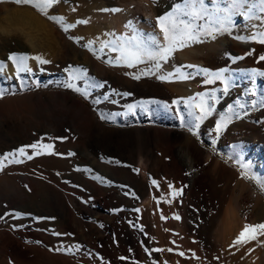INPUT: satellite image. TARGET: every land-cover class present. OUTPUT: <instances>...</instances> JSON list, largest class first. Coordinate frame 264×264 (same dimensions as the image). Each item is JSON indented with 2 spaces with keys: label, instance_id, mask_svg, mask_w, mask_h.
Masks as SVG:
<instances>
[{
  "label": "rangeland",
  "instance_id": "374dc122",
  "mask_svg": "<svg viewBox=\"0 0 264 264\" xmlns=\"http://www.w3.org/2000/svg\"><path fill=\"white\" fill-rule=\"evenodd\" d=\"M101 1L60 0L58 4L53 5L49 9V15L63 16L66 23L75 25L65 32L61 25L48 20L31 6L18 5L15 0H0V61L6 62V67L0 76L10 77L16 74L9 70L11 64L13 67L16 66L8 60L10 53H27L30 56H35L39 55L36 53L37 49L48 51L50 48L53 50L66 48L73 51L75 41L87 46L83 39L84 34H82L86 28L90 26L97 28L99 25L110 27L113 18L120 14H127V16L139 14L144 1L157 11L158 16L172 11L176 4H183V0L176 2L172 7L169 0H158L157 3H153V0H116L118 4L111 6L107 4L104 8L109 10L119 8L123 12H112L101 11L106 0ZM100 6L102 8H99ZM220 6L227 7L226 4ZM259 8L260 5L257 4L256 14L264 15L259 12ZM99 16L101 18L98 20ZM103 16L104 18H102ZM83 20H87L88 23H79ZM141 21L145 22L142 18ZM254 21L259 22L255 17L251 20L237 17L235 22L238 27L233 29L232 35L225 34L216 40H209L178 51L174 54L175 58L163 64L162 70L164 71L168 67L175 68L174 64L177 58L206 51L208 45L214 43L229 39L238 44L253 42L251 39L242 41L234 37L238 35L251 37L253 33L264 32V27L260 30H251V25L255 24ZM55 27L56 29L51 35L50 30ZM153 32L162 39V34L155 23L152 24L150 30V33ZM69 37L79 39H69ZM258 40L259 36L254 42L262 48V51L256 57V65L252 67L247 62L251 52L236 56L243 57V59L235 61L221 59L212 63V66L202 65L199 67L207 68L210 71L228 67L234 76L227 93H223L224 85L220 81H216L214 84H205L206 78L196 74L197 67L182 68L181 71L185 75L192 73V77L185 80L175 77L173 82H163L158 80L155 75L142 76L141 79L136 80L132 78V74L144 69V64H140L136 68L114 67L106 62L108 57L99 54L102 56L99 61L106 71L113 76L122 75L124 79L120 83H112L109 79L105 80L106 88L93 91L90 99H85L74 91L61 86V82L67 78L63 75V71L48 74V80L43 78L30 80L26 76L29 83L39 81V85H33L31 91L0 98V154L34 143L38 146L43 145L37 150L44 153L34 156L31 160L21 157L22 163L8 164L7 167L0 170V217H4L0 219V264H57L46 258L44 251L53 256L68 257L77 264H186L179 255L180 252H183L182 245L174 239L170 240V244L164 248H157L161 251L150 250L142 255L139 254L138 248H135L136 251H130L132 254H126L125 245H122L118 236L119 230L106 229L109 213L108 209H105V205L106 203L110 205L108 197L111 193H119L127 187H130V196L133 200L144 202L148 195L144 197L138 191L132 190L126 181L124 171L131 175H140L141 171L137 170V162L141 157H144L149 160L151 167L154 168L152 169L155 170L149 180L150 183L152 184V180H156L158 183L153 185L162 184L176 174L168 145L174 150L183 152L188 139H195L196 143L202 145L206 150L201 157H198L206 163L205 173L199 175V188L204 187L208 199L212 201V208L208 209L209 221L207 223L200 222L196 228L199 240H202L203 243V248H201L203 252L197 254L194 251L195 263L193 264H264V236H258L257 240L249 241L243 245L233 246L245 224L264 223V191H261L258 185V181L264 179V158H261L262 161L250 163L243 155L252 146L253 150H256L259 145L264 146V106H261L264 101V77L256 76L254 82L249 79L250 70L264 71V61L258 59L259 55L264 54V44L259 43ZM76 57L77 55L74 54L73 59L76 60ZM204 58L201 57V59ZM188 64V62L185 63V65ZM89 77L102 80L95 74L89 73ZM129 79L137 81V83L143 80H152L164 87L145 88V93L130 91L126 85ZM77 83L80 84V82ZM81 86L87 87L86 82ZM189 88L197 89L190 93ZM113 90L115 91L113 92ZM62 92L68 93L79 102H83L84 105L90 106L97 118L100 114L106 116L111 114L109 120L101 119L104 125L111 128H106L103 135L105 138L111 135L117 137L115 147L118 152L112 150L110 145L103 150L94 149L93 143H86V149L94 153L93 158L99 164L112 172L117 171L120 179L112 174L108 176L100 174L77 150L65 148L69 140L55 138L52 133L42 134L38 131L37 128H48V121L57 117L59 112H72L80 120L75 109L66 108V106L77 105L74 103L66 105L54 97V94ZM202 92L209 94L214 92L217 99L211 101L212 116L200 123L195 119L199 114L195 105L200 103L201 97L197 94ZM124 93H128V95H122ZM30 94H48L49 96L46 99L38 97L31 101L27 98ZM104 95H108L109 99L105 100ZM188 98H192L191 107L185 103ZM177 99L181 102L178 105L172 104V101ZM92 100L98 102L92 103ZM150 100L160 103L146 104L143 108L136 107L132 112H129V105H140ZM164 104L171 107L165 109ZM229 113L234 114V118L228 123L227 128L217 136L216 122ZM237 115L240 118H235ZM181 117L184 122L200 124L199 128L193 130L195 134L193 131H189L187 123L184 127L181 126ZM236 144L240 145L239 152L242 160L247 162L249 174L254 175L255 180L241 178V168L235 162L239 157L236 156L233 149V145ZM47 145L52 147L49 148ZM26 151L31 155L34 150L26 148ZM209 152H215L216 160L209 158ZM68 153H74V155H68ZM120 169L123 171H119ZM192 171L197 173L198 170L193 169ZM183 176L187 178L183 181V185H187L185 188L189 189L190 172H183ZM27 177H30L29 180ZM94 186L99 187V191H96ZM50 190L60 193L67 218L72 210L73 218L70 225L63 223L57 214L45 215L40 211L48 207L46 201H48ZM256 193L261 195L260 199ZM180 197L185 203L189 198L188 192L183 193ZM74 199H78L81 205L77 206ZM188 207L197 208L190 204ZM83 209L94 210L95 214L91 215L88 221H84L81 218ZM13 212L25 215L13 217L11 215ZM128 212L130 210L125 206L115 208L113 214L116 219L113 223L120 226L121 221L127 218L124 216ZM100 213L103 216L101 221L97 217V214ZM36 217H54V219L36 220ZM14 225L18 227H13ZM21 225L23 227H19ZM173 232L177 234L178 230ZM54 233L62 235L58 236ZM151 234H153L152 229L150 230ZM218 239H222L220 243H218ZM61 243L68 247L80 246V251L66 254L49 250ZM31 248H34L35 252H32L34 249ZM168 249H172V251H168ZM201 254L202 256H200Z\"/></svg>",
  "mask_w": 264,
  "mask_h": 264
},
{
  "label": "bare ground",
  "instance_id": "6f19581e",
  "mask_svg": "<svg viewBox=\"0 0 264 264\" xmlns=\"http://www.w3.org/2000/svg\"><path fill=\"white\" fill-rule=\"evenodd\" d=\"M169 1L172 7L176 2L181 0ZM107 4L111 6L113 4H118V2L116 0H106V3H103L102 5L103 9H105L104 7H106ZM102 7L100 6L99 8ZM140 13L141 15H139ZM140 13L133 15L129 14V16H127V14H120L118 17L113 18L110 27H104L98 24L99 27L97 28L91 26L86 28L85 31H82V34H84L83 39L87 46H84L83 42L82 45L81 43L75 41L73 51L66 48H55L54 50L50 48V50L47 49L48 51L37 49L36 53L42 55L45 59L51 61V63L47 65H38L35 60L30 59L28 61V65L33 69L35 74L27 77H29L30 80H41L42 78L48 80V74H52L53 72L57 71H63V75L68 76V72H66L65 69H69L70 71V66H83L88 70V73L97 75L103 81L109 79L112 81V83H120V81L124 79L123 76H113L109 74L103 64L99 61L102 56H106L105 53L108 52V49H105L104 52H100L99 49L104 42L113 41L118 36L127 37L132 30L131 27H126L129 21L134 20L132 27H136L143 32L150 33L151 26L153 23H155L156 17L159 14L145 1L142 3ZM102 14L104 15V13ZM100 18L101 17L99 16L97 19L99 20ZM102 18H104V16ZM141 18L142 20H145V22L141 21ZM259 23L260 22H255V24ZM262 28L263 27H251V30H260ZM55 29L56 27L50 30L51 35L54 33ZM90 42L91 48L95 49V52L89 49ZM208 46L209 47L206 51H199L193 53L190 56H183L181 58L176 57L177 59L174 67L178 65H185L187 62L189 64L192 63L197 68L201 67L202 65L205 67L209 65L212 66V63H216L217 60H231L230 57H236L244 53L247 54L248 52H251V55L248 57L247 62L249 63V66L252 67L256 65V57L259 53L261 54L262 51V48L259 47V45L254 41L248 42L247 44H238L229 39ZM74 54L75 56L77 55L76 60L75 58L73 59ZM110 55L111 57H115L117 53L111 52ZM201 57L205 58L201 59ZM41 68H43L44 71H40ZM174 69L175 68L168 67L164 70V72H173ZM9 70L11 73H16L17 69L16 66L13 67L11 64ZM10 77H15V75ZM127 82V88L130 91L136 92L142 91L145 93V88L149 89V87L154 86L161 88L164 87L160 83L152 80H143L142 82L137 83V81L129 79ZM14 84L18 86V82L15 79H8L7 77L0 76V87L11 88ZM195 89L192 88L189 92L193 93ZM48 96V94H30L27 96V98L32 101L38 97L46 99ZM54 97L66 105H69L70 103L77 105L66 106V108H69V110L75 109L80 117V120H78V118L72 112H59L57 113V117H54L51 121L47 120L49 125L48 128H37L38 131H40L42 134L52 133L55 138H65L69 140L65 148L77 150L91 163L90 166H92V168H94L97 172L105 176L112 174L119 177V173H117V171L112 172L110 169L99 164L98 161L93 158L94 153L92 151H87L86 149V143H93L94 149L97 148L99 150H103L104 148L109 147L108 145H110L112 150L118 152V149L115 147L117 145L115 142L117 137L115 135H111L110 137L105 138L103 135V131L109 127L104 125V122L94 115V112L90 106L84 105L83 102H79L68 93H56L54 94ZM168 148L170 154L172 155L173 165L176 168V174L173 176L171 175L172 178H168L164 183L155 186L149 181L152 178V175H154L155 170H153L154 168L151 167L148 159L141 157L137 162V170H140L141 174L136 176L124 171L126 173L124 176L126 177V181L131 186L132 190L138 191L144 197L145 195H148V198L144 199V202L137 199L133 200V198L130 196V187L123 188L119 193H111L108 197L111 203L110 205H107V203L105 205V209L107 208L109 213V221L106 224V229H110L111 231H116V229L119 230L118 236L122 245H125L126 254H132L130 251L135 250V248H138L139 254L147 253L144 251L145 248H148L149 250L155 248L157 249L158 247L164 248L170 244V240L174 239L180 242L182 245L184 253V255L181 256L182 261H184L186 264H193L195 263L194 251L197 252V254L203 252L201 250V248H203V243L202 240H199L197 233L198 231L196 228L200 222L207 223L209 221L208 209L212 208V201L208 199L205 188H199V175H203L202 173H205L204 166L206 163L201 161L198 157H201L206 152V150L202 145H198L195 139H188L186 141V146L184 147L183 152L177 149L174 150L172 147H169V145ZM243 155L244 158L250 163L259 162L261 158H264V146L259 145L256 147V150H253L252 146L250 149L244 152ZM208 156L209 158H212V160H216L217 158L215 152H209ZM193 169L198 170L196 171L197 173H193ZM119 171L123 170L120 169ZM183 172H190L191 175L190 188H183V193L186 194L188 192L189 196L185 203L182 202V197H180V195H177L174 198L175 191L183 186L184 180H187V178L183 176ZM29 178L30 177H27V180H29ZM169 183L173 185L171 189L169 188ZM94 189L99 191V187L97 186H94ZM12 190H14V188H12ZM256 196L258 199L261 198V195H258V193H256ZM74 202L77 206L81 205V202L78 199H74ZM46 204L48 207L41 209V212L45 213V215L52 213L57 214L61 217L60 220L63 223L69 225L71 224L73 218L72 210H69V218H67V213L64 211V206L62 205L60 193L58 191H49L48 201H46ZM189 204L194 207L197 206V208H189ZM120 206H125L126 209L130 210V212L124 216L127 218L124 221H121L119 224L120 226H117L113 223V221L116 219L115 214H113V210L115 208H120ZM135 209H139V211H135ZM93 211L94 210L83 209L81 218L84 221H88L90 216L95 214ZM97 215L99 221H101L103 218L102 214L100 213ZM177 215L180 217L179 220L175 218ZM133 223L136 224V227L132 226ZM141 227L143 229L142 231L140 230ZM151 229L153 232V234H151L152 236L150 235ZM176 229L178 230L177 234L173 232ZM191 235L193 236L191 237ZM221 240H219L218 243H220ZM33 251L35 252V249L32 250V252ZM44 255L46 258L51 259L57 264H77L68 257L53 256L45 251ZM200 256H202V254Z\"/></svg>",
  "mask_w": 264,
  "mask_h": 264
},
{
  "label": "snow or ice",
  "instance_id": "6c2138e0",
  "mask_svg": "<svg viewBox=\"0 0 264 264\" xmlns=\"http://www.w3.org/2000/svg\"><path fill=\"white\" fill-rule=\"evenodd\" d=\"M60 2V0H15V3L18 5H28L39 11L44 15L48 20L55 22L61 25L62 30L67 32L69 28L75 27L74 24H68L65 22L63 16L49 15V9ZM158 0H153V3H157ZM221 4H226L227 7H221ZM257 4L260 5L259 12L264 14V0H183V4H176L172 11H169L163 15L157 16L155 21V26L159 28V32L162 34V39L155 33H146L140 30L139 28L132 27L134 24L133 21H129L126 27H131V33L125 37L120 36L116 37L113 41L104 42L99 49L100 52H104L105 49H108V52L105 55L108 57L107 63L110 66L114 67H128L136 68L140 64H144L145 68L139 70L138 73L132 74V78L139 80L142 76H153L163 82H173V77H176L179 80H185L192 77V73H187L186 75L181 71L182 68H195V65H178L175 66L173 72H164L162 70L163 64L169 62V60L174 58V54L178 51H182L185 48L191 47L193 45L201 44L208 42L209 40H216L219 36L228 34H233V29L237 26L236 18L240 17L245 20H251L255 17L260 23L251 25L252 28H261L264 27V15H257L255 12ZM101 11H112L119 12L122 9L113 8V9H102ZM79 23H88L87 20L79 21ZM247 26V25H246ZM264 44V32L253 33L251 37L245 35H238L234 38L247 41L249 39ZM69 39H79L76 37H69ZM89 49L96 51L91 48V42L89 44ZM115 52L117 55L111 57L110 53ZM233 61L243 59V57H230ZM35 60L38 65H47L51 63L48 59H45L42 55L30 56L27 53H10L8 60L16 65V74L15 77H7L8 79H15L18 82V86L14 84L11 88H2L0 87V98H3L6 95H15L22 93L24 91H31L33 85H39V81H33L29 83L26 80V76L34 75V71L28 65L29 60ZM260 61H264V55L259 56ZM6 67V62L0 61V73L3 72ZM69 69H65L68 72V76L65 81L61 82V86L65 87L68 90L74 91L76 94L83 96L85 99H90L92 92L96 89L106 88L107 82L102 80H97L94 77H89L88 70L83 66H70ZM40 71H44L43 68ZM127 74V73H126ZM197 75H203L206 79L204 80L205 84H214L216 81L223 83V93H227L230 82L233 80L234 73L228 68H222L217 71H210L207 68H197ZM256 76L264 77V71H257L256 69L250 70L249 79L254 82ZM77 82H80L78 84ZM86 82L87 87H82L81 85ZM115 90H113L114 92ZM122 95H128L124 93ZM197 96L201 97L199 104H196L195 107L199 110V114L196 115V121L202 123L205 119L212 116L213 106L211 101H215L217 97L214 92L209 93H198ZM207 97V99H205ZM105 100L109 99L108 95H104ZM192 98H188L185 101L189 107H191ZM98 101L92 100V103H97ZM181 101L179 99L173 100L172 104L178 105ZM159 101L150 100L145 101L140 105H129L128 110L132 112L134 108L141 107L143 108L146 104H159ZM261 106H264V101H262ZM165 109L170 108L168 104H164ZM95 111V109H93ZM179 115V112L177 113ZM104 114H100L99 118L102 120H109L110 118ZM234 118V114L229 113L218 120L215 124L216 135L225 130L228 126V123ZM235 118H240L238 115ZM182 124L184 127L185 123L188 124L189 131H193L196 128H199L200 124L195 122H184L183 117H181ZM193 134L195 132L193 131ZM38 147H43L34 143L29 146H22L19 149H16L11 152H6L0 154V170H3L7 167L8 164H17L22 163L23 160L21 157L31 160L36 155L44 154L38 151ZM51 148V145H47ZM26 148L33 149V154L29 155L26 151ZM234 153L239 157L235 160L241 168V178L255 180L254 175H250L248 171L247 162H243L242 156L240 155L239 149L240 145H233ZM51 154V153H49ZM68 155H74V153H68ZM231 158V157H230ZM7 162V163H5ZM188 174V173H186ZM156 180H152V184H157ZM258 185L261 191H264V179L258 181ZM27 187V186H26ZM173 185L169 183V188L171 189ZM187 185H183L181 188L177 189L174 193V198L177 195L183 194V188ZM139 211V209H135ZM13 217L25 215L24 213H11ZM4 217H0L3 219ZM163 218V217H162ZM177 220L180 217L177 215L175 217ZM36 220L41 219H54L53 218H43L36 217ZM131 223V222H130ZM133 227H136V224H132ZM18 227V226H13ZM19 227H23L22 225ZM142 231V227L140 228ZM55 235H62L60 233H54ZM258 236H264V223L259 224H245L244 229L239 233L236 240L233 243V246L243 245L252 240H257ZM57 252H65L66 254H71L76 251H80V246H65L61 243L59 246L54 249H49ZM146 252L150 250L145 248ZM151 251H161L160 249H153ZM172 251V249H168ZM89 255H91L89 253ZM179 255L183 256L184 253L180 252ZM121 259H124L121 257Z\"/></svg>",
  "mask_w": 264,
  "mask_h": 264
}]
</instances>
